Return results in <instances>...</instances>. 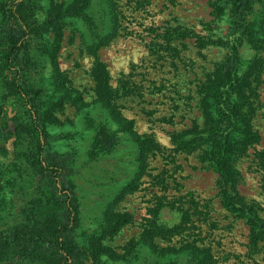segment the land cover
<instances>
[{
  "label": "rangeland",
  "instance_id": "rangeland-1",
  "mask_svg": "<svg viewBox=\"0 0 264 264\" xmlns=\"http://www.w3.org/2000/svg\"><path fill=\"white\" fill-rule=\"evenodd\" d=\"M74 1L99 37L119 24L96 51L90 48V22L68 20L60 33L49 31L54 61L46 59L34 80L43 99L64 98L48 130L51 150L73 157L78 241L100 230L112 204L114 212L132 220L102 240L111 249L102 264H194L180 250L188 243L206 249L209 264H264V0L251 17L253 33L242 48L241 73H250V65L256 71L236 100L259 138L234 157L233 189L203 159V146L181 149L172 142L173 135L192 137L215 122L204 113L202 100L227 54L231 0H44L43 5ZM119 10L116 21L112 16ZM117 114L133 121L132 132L119 134L110 151L89 157L96 128L107 123L117 129ZM28 146L23 135L0 153V217L10 214L2 223L10 219L11 224L32 193L25 182H19L23 191L8 185L13 162L26 164ZM225 192L233 196L235 211L226 208ZM52 209L53 204L40 206L45 228L53 221ZM258 231L262 235L254 236ZM151 238L157 250L150 248ZM7 252L0 264H46L44 257H18L15 248Z\"/></svg>",
  "mask_w": 264,
  "mask_h": 264
},
{
  "label": "trees",
  "instance_id": "trees-1",
  "mask_svg": "<svg viewBox=\"0 0 264 264\" xmlns=\"http://www.w3.org/2000/svg\"><path fill=\"white\" fill-rule=\"evenodd\" d=\"M43 3L44 0H0V153H7L9 143L17 144L23 135H27V162H13L14 176L9 177L8 185H14L13 192L18 188L23 191L24 188L19 186L23 182L30 185L29 190L32 189L19 214L12 216L11 224L7 222L10 219L2 223L10 218V214L0 217V261L10 248H15L18 257L40 256L45 258L46 264H102V256L111 250L102 240L128 225L132 217L114 212L112 204H108L100 230L88 235L85 241H78L80 203L71 180L73 157L51 150L48 130L56 121L54 110L63 107L64 98H59L61 95L55 99H43L34 80L41 76L46 59L54 61L56 45L51 46L46 36L49 31L58 28L60 33L61 25L68 20L90 22L93 38L90 48L96 51L114 36L119 24L115 23L106 36L99 37L97 27L77 1L64 6L49 4L44 7ZM261 4L262 0H231L227 54L213 79L207 82L202 100L204 113L211 121L215 120L209 131L188 138L172 136V142L181 149L203 146V159L214 165L224 185L232 189L237 181L234 157L259 138L246 119L243 105L236 100L249 86L248 78L256 71L257 66L250 65V73H241L242 48L253 33L251 17ZM121 15L119 10L112 17L117 21ZM59 79L57 75L56 80ZM56 84L61 88L59 82ZM113 119L117 122V129L111 130L107 123H100L96 128L89 157L95 158L110 151L118 143L119 134L132 132V120L118 114ZM126 190L124 188L120 196ZM223 201L226 208L235 211L230 192L224 193ZM48 204H53V221L45 228L39 211L41 205L46 207ZM256 235H262L261 231ZM150 246L153 251L158 249L152 238ZM180 250L185 251L187 257L194 258V264H209L210 255L206 249L188 243ZM143 264L158 263L151 260Z\"/></svg>",
  "mask_w": 264,
  "mask_h": 264
}]
</instances>
